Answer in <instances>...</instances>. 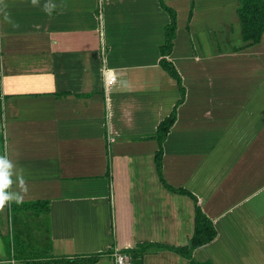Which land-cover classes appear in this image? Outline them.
I'll use <instances>...</instances> for the list:
<instances>
[{
	"label": "crops",
	"instance_id": "obj_1",
	"mask_svg": "<svg viewBox=\"0 0 264 264\" xmlns=\"http://www.w3.org/2000/svg\"><path fill=\"white\" fill-rule=\"evenodd\" d=\"M163 1L184 98L160 65L161 0H0V156L19 204L50 207L0 208V264L186 245L187 191L218 231L197 261L264 264V34L245 46L240 0ZM175 107L160 174L155 135ZM140 264L192 262L153 247Z\"/></svg>",
	"mask_w": 264,
	"mask_h": 264
},
{
	"label": "trees",
	"instance_id": "obj_2",
	"mask_svg": "<svg viewBox=\"0 0 264 264\" xmlns=\"http://www.w3.org/2000/svg\"><path fill=\"white\" fill-rule=\"evenodd\" d=\"M161 1L163 7L170 13L171 22L166 26V39L164 45L161 47L160 65L179 82L180 89L184 98L185 89L183 87L182 78L180 77V74L174 64L168 59V56L172 52V49L174 47V39L176 38L177 12L174 9L168 7L163 0ZM237 14L240 20L242 40L244 41L245 46L259 43L262 40L264 34V0H240V3L237 8ZM176 119L177 107H175L170 116H168L164 121L161 122L158 131L155 135V138L159 142V150L156 154V162L160 174H162L163 167V143L166 140L168 133L171 127L174 125ZM169 188L176 191L180 190L174 189L171 186H169ZM187 194L191 195L196 200L195 228L194 233L190 238L189 242L186 245L178 247L154 243H142L136 248L124 249V251L122 252L131 255V257H133L134 259L135 264L142 263L145 254L150 251L153 247L168 248L170 250H173L176 253L182 255L183 257L189 259L192 264H214L212 262H199L193 256L194 251L197 248H200L201 246L212 242L217 237L218 231L214 225V222L207 216V214L203 211L202 207L197 203V198L189 191H187ZM14 206H21L25 209H33L41 212L50 210L48 201L26 202L23 204H14ZM8 248L9 253H16L19 248V242L15 243L14 240L13 246L9 244ZM112 252L114 251H107V253ZM103 254L104 253H96L90 256L76 257L61 256L52 257L48 259H39L37 261L29 260L27 261V264H96Z\"/></svg>",
	"mask_w": 264,
	"mask_h": 264
},
{
	"label": "clouds",
	"instance_id": "obj_3",
	"mask_svg": "<svg viewBox=\"0 0 264 264\" xmlns=\"http://www.w3.org/2000/svg\"><path fill=\"white\" fill-rule=\"evenodd\" d=\"M13 168L12 161L7 156H0V208L11 200L18 204L23 200L21 195L9 191L13 184Z\"/></svg>",
	"mask_w": 264,
	"mask_h": 264
},
{
	"label": "built area",
	"instance_id": "obj_4",
	"mask_svg": "<svg viewBox=\"0 0 264 264\" xmlns=\"http://www.w3.org/2000/svg\"><path fill=\"white\" fill-rule=\"evenodd\" d=\"M109 72H110L109 69L104 70V74L107 78L106 82L108 85H111V84L117 82L118 79L114 73L109 74ZM108 139H109V141L115 140L114 136H112V135L110 137H108ZM112 255L114 257L115 264H131V262H132L131 256L127 253L122 252L119 249L114 251Z\"/></svg>",
	"mask_w": 264,
	"mask_h": 264
},
{
	"label": "rangeland",
	"instance_id": "obj_5",
	"mask_svg": "<svg viewBox=\"0 0 264 264\" xmlns=\"http://www.w3.org/2000/svg\"><path fill=\"white\" fill-rule=\"evenodd\" d=\"M234 39H235V40H233V42H235V43L237 44L238 41L236 40V37H234ZM193 233H194V232H193ZM139 245H141V244H139ZM139 245H138V246H139ZM32 256H33V257H32V260H35L34 258H35L36 256H35L34 254H32Z\"/></svg>",
	"mask_w": 264,
	"mask_h": 264
}]
</instances>
